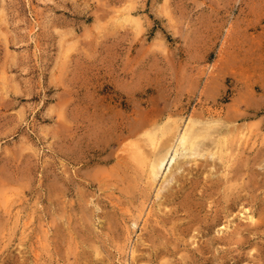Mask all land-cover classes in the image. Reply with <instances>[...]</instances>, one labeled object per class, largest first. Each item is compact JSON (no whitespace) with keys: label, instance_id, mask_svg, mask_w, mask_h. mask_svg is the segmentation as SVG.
Returning a JSON list of instances; mask_svg holds the SVG:
<instances>
[{"label":"rangeland","instance_id":"rangeland-1","mask_svg":"<svg viewBox=\"0 0 264 264\" xmlns=\"http://www.w3.org/2000/svg\"><path fill=\"white\" fill-rule=\"evenodd\" d=\"M191 116L231 155L152 184ZM0 264H264V0H0Z\"/></svg>","mask_w":264,"mask_h":264},{"label":"bare ground","instance_id":"bare-ground-1","mask_svg":"<svg viewBox=\"0 0 264 264\" xmlns=\"http://www.w3.org/2000/svg\"><path fill=\"white\" fill-rule=\"evenodd\" d=\"M173 124L174 126L170 129H167L166 126L160 128L153 126L148 129L146 123H143L134 125L130 130L129 136L136 137L126 144L125 149L130 150L137 165L145 169L147 178L152 184L158 180L164 168H168V172L171 170V166L180 155L190 156L198 164V156L204 154L202 145L207 140L212 139L217 147L209 154L218 155L224 159L225 153L228 152L229 136H216L214 134L215 126L208 121L201 122L197 117L191 116L181 133H179L181 124L177 120ZM228 153L231 155L230 152ZM174 174L175 171L170 174V179L175 177ZM248 217L253 221L255 219L254 214Z\"/></svg>","mask_w":264,"mask_h":264}]
</instances>
